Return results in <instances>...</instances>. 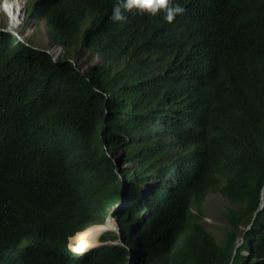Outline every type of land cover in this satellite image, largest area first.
Here are the masks:
<instances>
[{
  "label": "trees",
  "instance_id": "trees-1",
  "mask_svg": "<svg viewBox=\"0 0 264 264\" xmlns=\"http://www.w3.org/2000/svg\"><path fill=\"white\" fill-rule=\"evenodd\" d=\"M117 2L34 0L56 60L0 31V241L16 264H264V0H179L172 23L113 21ZM79 49L100 56L87 75Z\"/></svg>",
  "mask_w": 264,
  "mask_h": 264
},
{
  "label": "rangeland",
  "instance_id": "rangeland-1",
  "mask_svg": "<svg viewBox=\"0 0 264 264\" xmlns=\"http://www.w3.org/2000/svg\"><path fill=\"white\" fill-rule=\"evenodd\" d=\"M8 1L18 2L16 15L15 17L11 16V13L7 10V8V11L3 10L6 3L2 5L3 8L0 6V28L10 31L9 29H11V24H15L16 26H14V29H11V31H13V33H17L21 40L41 50H48L52 52L53 50L57 49V54L52 53V56L56 59L62 58L64 55L63 47L60 45L52 46L50 44L46 20L34 21L27 16L28 8L30 9L32 7L34 0ZM99 57V55L90 57L88 51L79 49L77 52H75V54H73V56L70 57V60L75 61V66L79 68L80 72L84 75H87L92 66L100 59ZM105 130L111 131L116 135L119 134V131L116 128L110 129L109 126H106ZM100 147L101 144L97 142L94 144L92 149L101 151ZM108 153L116 161L115 163L117 172L125 167H129L130 163L121 165L119 162L122 150H110ZM229 207V202L219 193L208 194L201 207L204 213L200 224L209 230L217 238L218 242H222L224 240L225 234L229 229V226L224 218V215ZM80 233L82 232H76L69 238V245L71 244L78 246L83 242H89L93 244V246H91L93 248L97 244H100V236L97 240V238L94 239V237L79 236ZM241 238L242 234L237 238L235 245ZM243 254H245V252ZM15 262L16 257L10 246L7 243L0 241V264H16Z\"/></svg>",
  "mask_w": 264,
  "mask_h": 264
},
{
  "label": "clouds",
  "instance_id": "clouds-1",
  "mask_svg": "<svg viewBox=\"0 0 264 264\" xmlns=\"http://www.w3.org/2000/svg\"><path fill=\"white\" fill-rule=\"evenodd\" d=\"M0 6L3 8L2 4H0ZM3 10L5 11L6 9L3 8ZM133 10L137 11L140 14H147L150 16L159 15L161 19L167 23H172L177 16L182 15L185 11L183 5L179 2V0H118L117 4L112 8L110 19H112L113 21H124L126 20L124 12H130ZM9 30L10 31L0 28V31L11 33L19 38V35H17V33H13L11 29ZM25 44L28 45L27 42H25ZM93 85L94 90H97V85Z\"/></svg>",
  "mask_w": 264,
  "mask_h": 264
},
{
  "label": "water",
  "instance_id": "water-1",
  "mask_svg": "<svg viewBox=\"0 0 264 264\" xmlns=\"http://www.w3.org/2000/svg\"><path fill=\"white\" fill-rule=\"evenodd\" d=\"M27 45V44H26ZM29 45V44H28ZM36 49V48H35ZM39 50H41V49H39ZM41 51H43V52H45V53H47V54H50V55H52V52L51 51H48V50H41ZM55 60H56V58L55 57H53ZM264 189V185H263V187H262V190ZM263 206H264V197H263V195H262V197H261V201H260V205H259V208H258V210L257 211H260L262 208H263ZM116 212V209H113V210H111L110 212H109V214H108V216L106 217V220H105V222H104V224L109 220V219H111V220H113L114 221V224H112V225H110L111 227L110 228H108V229H106V230H114L116 233H117V235H118V242H115V244L116 243H119L120 245H122L123 244V242H122V239H121V231H120V229H119V226H118V223H117V221L113 218V214ZM253 219H254V217H253ZM87 230V229H86ZM85 230V231H86ZM84 232V231H83ZM242 240L244 239V237H242L241 238ZM98 245V244H97ZM96 245V246H97ZM100 245V244H99ZM241 245H235V248H234V250H233V255L232 256H234L235 255V253H236V251L239 249V247H240ZM92 248V247H91ZM90 248H88V249H85V250H83V251H87V250H89Z\"/></svg>",
  "mask_w": 264,
  "mask_h": 264
},
{
  "label": "bare ground",
  "instance_id": "bare-ground-1",
  "mask_svg": "<svg viewBox=\"0 0 264 264\" xmlns=\"http://www.w3.org/2000/svg\"><path fill=\"white\" fill-rule=\"evenodd\" d=\"M8 2V3H7ZM6 3V4H5ZM0 4L5 6V9L7 8V10L11 13V16L15 17L16 15V10L18 8V2L16 1H7V0H1ZM7 15V14H6ZM19 15V14H18ZM14 26H16L15 24H11V29H14ZM53 54H57V49L52 51ZM107 226L111 227L110 225L114 224V221L109 219L106 223Z\"/></svg>",
  "mask_w": 264,
  "mask_h": 264
}]
</instances>
